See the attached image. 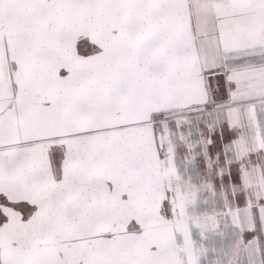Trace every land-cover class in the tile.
<instances>
[{"label":"snow or ice","instance_id":"obj_1","mask_svg":"<svg viewBox=\"0 0 264 264\" xmlns=\"http://www.w3.org/2000/svg\"><path fill=\"white\" fill-rule=\"evenodd\" d=\"M0 264H264V0H0Z\"/></svg>","mask_w":264,"mask_h":264},{"label":"rangeland","instance_id":"obj_2","mask_svg":"<svg viewBox=\"0 0 264 264\" xmlns=\"http://www.w3.org/2000/svg\"><path fill=\"white\" fill-rule=\"evenodd\" d=\"M209 243V246L211 247L212 245H213V243L215 244V246H216V248H217V252L219 253V251H220V242H219V240H218V238L217 239H215L214 241H209L208 242Z\"/></svg>","mask_w":264,"mask_h":264}]
</instances>
